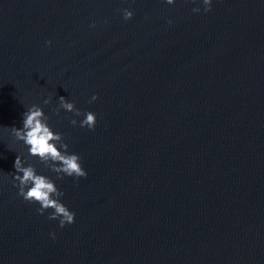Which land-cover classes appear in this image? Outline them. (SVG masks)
Returning a JSON list of instances; mask_svg holds the SVG:
<instances>
[{
  "label": "water",
  "instance_id": "1",
  "mask_svg": "<svg viewBox=\"0 0 264 264\" xmlns=\"http://www.w3.org/2000/svg\"><path fill=\"white\" fill-rule=\"evenodd\" d=\"M197 3L0 0V264H264V0ZM49 95L88 169L32 157L77 213L64 226L12 178L9 127Z\"/></svg>",
  "mask_w": 264,
  "mask_h": 264
},
{
  "label": "clouds",
  "instance_id": "2",
  "mask_svg": "<svg viewBox=\"0 0 264 264\" xmlns=\"http://www.w3.org/2000/svg\"><path fill=\"white\" fill-rule=\"evenodd\" d=\"M177 0H167L168 4H175ZM203 9L208 11L212 9L214 0H199L194 7V11L199 12ZM125 19L135 15V10L131 7L122 9ZM171 23V19L169 20ZM95 21H93V25ZM49 45L52 40L47 41ZM99 93H93L89 102L97 99ZM59 104L56 112L60 109H67L75 112L77 115L72 117L73 124L94 128L98 120V114L92 109H81L77 107L76 101L68 96L60 95ZM52 101L49 95L44 99L43 104L32 103L23 113L22 126L12 125L9 128L16 141H22L26 146L27 155L23 151L18 152L14 161L12 172L13 183L18 185V191L25 200L38 203V211L44 213L47 209L53 210L49 213L50 218H58L61 226L68 223H74L76 220V211L69 206L63 199L65 192L59 186L57 179L49 174L48 171L41 170L32 157H38L44 166L54 171L57 176H87L88 169L84 166L82 154L78 151L70 150V143L65 139L63 131L54 128L50 122V115L46 112L44 104ZM83 117L80 119L79 117ZM55 238V230L51 232Z\"/></svg>",
  "mask_w": 264,
  "mask_h": 264
}]
</instances>
